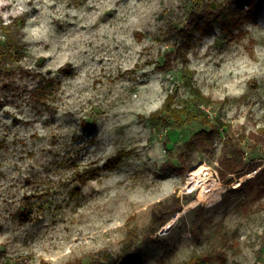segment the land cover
Returning <instances> with one entry per match:
<instances>
[{
    "label": "rangeland",
    "instance_id": "rangeland-1",
    "mask_svg": "<svg viewBox=\"0 0 264 264\" xmlns=\"http://www.w3.org/2000/svg\"><path fill=\"white\" fill-rule=\"evenodd\" d=\"M211 1L226 25L205 17ZM5 23L22 55L0 65V264L264 262V145L240 141L246 172L231 182L217 171L229 126L264 132V0H0ZM38 73L59 77L41 101ZM193 87L222 127L183 163L210 124L151 114ZM199 165L211 177L185 188Z\"/></svg>",
    "mask_w": 264,
    "mask_h": 264
},
{
    "label": "trees",
    "instance_id": "trees-1",
    "mask_svg": "<svg viewBox=\"0 0 264 264\" xmlns=\"http://www.w3.org/2000/svg\"><path fill=\"white\" fill-rule=\"evenodd\" d=\"M204 15L207 18H211L215 16L216 20L220 21L222 25H226L228 18L225 14V10L227 8V5L224 2L220 1H211L204 3ZM22 20L24 21V18L22 17ZM17 21V20H16ZM13 24L5 23L0 24V27L2 28L3 32V41L6 43V45H9L7 49V52L0 50V65H3L8 57H11L13 59H19L22 55V48L20 47L18 43V36L14 34L13 31ZM16 32V31H15ZM71 68L70 64H67L63 67H60L58 69V72H69ZM8 68H4L3 72L6 71ZM8 72L10 71L7 70ZM39 76L37 84L29 90V96L33 100L41 101L43 100L47 94L51 91V88L55 86L57 83H59V77L54 76H43L41 74H37ZM8 88L13 87L11 85H6ZM193 95L187 99H181L179 101H182L181 104L174 106V102L176 100L175 94L170 93L166 96L164 103L162 107L157 110L156 112H153L151 114V118L155 117L157 114H159L162 111H165L167 114H169L174 121H180L182 118V115L186 116H192L195 118H198L202 122L206 124H210L211 128L206 129L202 127L198 131H196L192 138L189 139L185 143V150H183L179 154V160L180 162H185L186 158L190 157L191 154L194 152L200 151V150H208L212 148L213 144V137L215 133L219 132L221 129V122L218 118L213 117L209 118L207 112L202 108V105L208 106V98L204 96V94L201 93V91L193 87L191 89ZM6 101L5 98L0 97V105H2ZM244 138H250L251 140H254L256 143H260L264 145V132H260V134H245L240 133L238 136H235L234 133L232 134L230 126L225 130L224 136L222 139V153L221 156L218 159V174L220 178L224 180L226 176H228L227 182H231L234 175L244 174L246 172L245 170V162L243 158V150L240 144V141ZM186 167L182 166V168L176 167L172 164H168L164 167L165 170H169L172 172H182L184 171ZM243 182L242 184H244ZM181 208L179 205H177L174 209V212L179 211ZM20 217L22 219L28 218V214H26V211L23 213L20 212ZM192 233L197 236L199 234V231L197 228L191 229ZM121 257L124 258L129 255L128 249H123V251L120 253ZM118 260H110L107 264H115ZM178 264H205L203 258L200 255L193 254L190 258L187 260H182Z\"/></svg>",
    "mask_w": 264,
    "mask_h": 264
},
{
    "label": "bare ground",
    "instance_id": "bare-ground-1",
    "mask_svg": "<svg viewBox=\"0 0 264 264\" xmlns=\"http://www.w3.org/2000/svg\"><path fill=\"white\" fill-rule=\"evenodd\" d=\"M210 177H211V172L204 165H199L190 171L189 179L186 182L185 188L195 187L200 179H203V178L209 179ZM203 198H205V195L193 200L192 203H197ZM186 207L187 205H185V208ZM178 214L179 212H176L174 217L167 222L165 227H170L171 224L174 222L175 217Z\"/></svg>",
    "mask_w": 264,
    "mask_h": 264
},
{
    "label": "built area",
    "instance_id": "built-area-1",
    "mask_svg": "<svg viewBox=\"0 0 264 264\" xmlns=\"http://www.w3.org/2000/svg\"><path fill=\"white\" fill-rule=\"evenodd\" d=\"M261 264H264V262H263V263H261Z\"/></svg>",
    "mask_w": 264,
    "mask_h": 264
}]
</instances>
